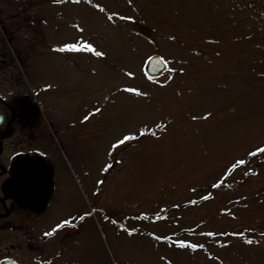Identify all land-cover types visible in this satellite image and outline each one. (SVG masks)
Here are the masks:
<instances>
[{"label": "rangeland", "instance_id": "rangeland-1", "mask_svg": "<svg viewBox=\"0 0 264 264\" xmlns=\"http://www.w3.org/2000/svg\"><path fill=\"white\" fill-rule=\"evenodd\" d=\"M0 11L12 33L0 54L20 56L0 62L1 96L37 103L51 160L61 136L48 227L70 221V264H264V153L248 155L264 147V0H0ZM81 38L104 55L60 51ZM154 53L167 70L150 80L141 65Z\"/></svg>", "mask_w": 264, "mask_h": 264}, {"label": "flooded vegetation", "instance_id": "flooded-vegetation-1", "mask_svg": "<svg viewBox=\"0 0 264 264\" xmlns=\"http://www.w3.org/2000/svg\"><path fill=\"white\" fill-rule=\"evenodd\" d=\"M5 27L0 23V44L10 45L12 33ZM10 55L0 54V62L20 57ZM52 128L27 95L3 99L0 92V264H70L65 239L70 243L75 234L60 227L45 235L50 231L49 207L61 193L55 163L61 136L55 139L51 160Z\"/></svg>", "mask_w": 264, "mask_h": 264}, {"label": "snow or ice", "instance_id": "snow-or-ice-1", "mask_svg": "<svg viewBox=\"0 0 264 264\" xmlns=\"http://www.w3.org/2000/svg\"><path fill=\"white\" fill-rule=\"evenodd\" d=\"M54 2H59V0H54ZM74 2H79V0H74ZM129 2H131V0H129ZM97 8H100V5H96ZM101 11H104L103 8H100ZM109 20L112 19V16L110 15L108 17ZM81 31H83L81 29ZM64 50H74V51H84V50H87V51H95V55L97 56H103L104 53L103 52H100V51H96L95 48H94V45H92L91 43H88L86 40H84L83 38H81L80 42L79 43H65L62 45V47L60 48V51H64ZM153 59V57H148V61L150 62L151 60ZM128 76H132L133 73L129 72L127 73ZM127 92H135L137 93L138 95H146V93H140L138 89L136 88H126L125 89ZM96 111H99V109H96ZM85 119H87V117H85ZM141 132V135L143 134V129L140 130ZM135 136L130 132V133H127V134H123V138L122 139H117L115 144L112 145V147H116L120 144H123L125 141H129V140H132L134 139ZM258 153H264V147H256L255 150L253 152H249L248 155H256ZM246 163L245 160L243 159H238V160H235L234 163L231 164L230 168H229V171H231L232 169H235L237 165H244ZM105 168H108L110 166L108 165H104ZM251 171V170H250ZM227 174V173H225ZM245 175H247V173H245ZM219 184L218 183H214L212 184V187L213 188H216L218 187ZM194 191V189H193ZM209 197L208 196H204L202 197V199H208ZM189 203H192V204H195L196 201H189ZM68 224V221L67 220H62L61 222L55 224L54 227L51 228L50 231L46 232L45 235L46 236H51L53 235V233L59 229L62 225H66ZM131 234V233H130ZM239 235H243V233H238ZM206 235L208 236H211L213 235L212 232H208L206 233ZM223 235H228V233H223ZM169 239V237H157V239ZM253 241L251 240H247L246 243H252ZM177 244H179L180 246H185V244L187 243L186 241H183V240H177L176 241ZM188 246L192 249H196V248H202L203 245L201 244H197V243H191V244H188Z\"/></svg>", "mask_w": 264, "mask_h": 264}, {"label": "water", "instance_id": "water-1", "mask_svg": "<svg viewBox=\"0 0 264 264\" xmlns=\"http://www.w3.org/2000/svg\"><path fill=\"white\" fill-rule=\"evenodd\" d=\"M148 57H153V59L149 62ZM148 57L142 66L143 73L149 78H154L161 75L166 69V63L163 58L158 54H152Z\"/></svg>", "mask_w": 264, "mask_h": 264}]
</instances>
